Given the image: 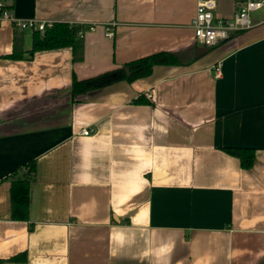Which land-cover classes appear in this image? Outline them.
I'll list each match as a JSON object with an SVG mask.
<instances>
[{"label":"crops","instance_id":"1","mask_svg":"<svg viewBox=\"0 0 264 264\" xmlns=\"http://www.w3.org/2000/svg\"><path fill=\"white\" fill-rule=\"evenodd\" d=\"M9 1L14 17L80 25L83 47L31 52L34 29L0 22V264H264V21L205 46L196 0ZM158 51L173 61L70 93ZM230 146L251 147L252 166Z\"/></svg>","mask_w":264,"mask_h":264},{"label":"trees","instance_id":"2","mask_svg":"<svg viewBox=\"0 0 264 264\" xmlns=\"http://www.w3.org/2000/svg\"><path fill=\"white\" fill-rule=\"evenodd\" d=\"M80 25L65 22H46L43 29L33 31L31 52L38 49L54 48L70 45L75 51V58L81 57L83 43L79 35ZM23 50L16 43L7 57L21 58ZM174 54L158 51L131 61L123 66L106 70L101 73L78 79L73 77L70 93L72 96L91 89L100 88L112 82L127 78L134 79L151 72L154 64L173 61ZM128 68V73L125 68ZM227 151L239 158L244 168H250L254 161V151L251 147L230 146ZM21 178L14 179L10 186L11 215L14 219L25 220L28 217L29 187L33 179L34 163L31 161Z\"/></svg>","mask_w":264,"mask_h":264},{"label":"built area","instance_id":"3","mask_svg":"<svg viewBox=\"0 0 264 264\" xmlns=\"http://www.w3.org/2000/svg\"><path fill=\"white\" fill-rule=\"evenodd\" d=\"M10 1L0 0V22L10 20L14 25L21 28L43 29L45 21L35 18H17L10 11ZM264 10V0H241L231 16H222L216 13L215 0H196L195 12L189 21L195 38L205 46H212L224 41L238 31L253 27L264 21V15L260 12ZM260 15V16H259ZM90 29L94 25L89 26ZM111 35L112 31L106 32ZM82 36L83 32L79 31ZM221 62L215 65V76L221 73ZM83 134L91 132V128L86 127L81 131Z\"/></svg>","mask_w":264,"mask_h":264},{"label":"water","instance_id":"4","mask_svg":"<svg viewBox=\"0 0 264 264\" xmlns=\"http://www.w3.org/2000/svg\"><path fill=\"white\" fill-rule=\"evenodd\" d=\"M208 48V47H207ZM126 70H128V68L126 67Z\"/></svg>","mask_w":264,"mask_h":264}]
</instances>
